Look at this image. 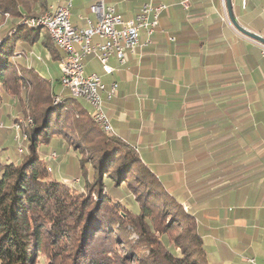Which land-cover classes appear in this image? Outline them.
I'll use <instances>...</instances> for the list:
<instances>
[{
  "label": "crops",
  "instance_id": "crops-1",
  "mask_svg": "<svg viewBox=\"0 0 264 264\" xmlns=\"http://www.w3.org/2000/svg\"><path fill=\"white\" fill-rule=\"evenodd\" d=\"M67 1L47 0V9ZM70 1L74 26L97 19L89 7L100 0ZM102 1L123 19L144 3L167 6L148 44L141 29L138 47L123 63L110 58L113 74H97L118 85L105 102L114 133L137 148L165 188L182 181L185 154L188 166L209 154L205 148L190 155L197 142H236L216 167L207 159L202 164L210 167L203 172L210 193L194 215L208 260L219 252L216 262L264 264V46L232 26L225 0ZM231 3L236 21L264 37V0ZM94 60L86 58L85 69Z\"/></svg>",
  "mask_w": 264,
  "mask_h": 264
},
{
  "label": "trees",
  "instance_id": "trees-1",
  "mask_svg": "<svg viewBox=\"0 0 264 264\" xmlns=\"http://www.w3.org/2000/svg\"><path fill=\"white\" fill-rule=\"evenodd\" d=\"M47 7V0H0V15L30 16ZM16 23L0 27V86L15 92L27 77L34 79L31 107L38 110V117L30 116L33 124L25 129V152L18 153L16 161L0 159V264H224L208 262L193 216L185 214L176 200L155 191L159 180L140 164L131 145L104 132L79 98L68 92L63 105L52 106L56 86L34 68L14 64L13 55L31 51L39 41L51 59L58 61L62 56L40 26L24 28ZM72 108L79 120L70 116ZM70 129L79 132L72 135ZM65 138L78 144L77 149L85 145L92 153L96 177L83 192L49 176L48 162L37 150L39 143L54 140L63 154ZM106 177L116 185L131 180L141 198L137 211L123 216L121 206L108 196L92 198V192L101 194ZM165 218L183 227L172 238L179 250L167 244L169 234L162 238L155 233L156 226L167 227ZM128 224L138 233L135 241L129 238ZM42 256L47 263L41 262Z\"/></svg>",
  "mask_w": 264,
  "mask_h": 264
},
{
  "label": "rangeland",
  "instance_id": "rangeland-1",
  "mask_svg": "<svg viewBox=\"0 0 264 264\" xmlns=\"http://www.w3.org/2000/svg\"><path fill=\"white\" fill-rule=\"evenodd\" d=\"M48 10H50V7L49 9L46 8L43 9L41 12L37 14L30 16L22 15L17 18L15 16L10 15L8 12L2 13L0 15V27L2 28L8 27L10 23L16 20L17 21L16 25L22 24L23 26H25L24 28H28L29 26H32L33 24L36 23V20H33L32 18L42 17L45 15V13ZM32 20L33 22H31ZM36 26H40L42 28L41 30L42 34L47 32V30L42 25L36 24ZM50 40L48 38L44 39V41H46L50 46L49 50L55 54L56 52L55 47L51 43L52 40L51 41ZM40 42L41 41H39L38 44L35 45L31 51H20V53L13 55L12 61L19 68H21L22 66H25L28 69L34 68L39 74L47 78L49 82H52L54 86H56L57 93L51 96V105L54 107H59L64 103L63 101V99L65 98L64 96L69 95L68 93L60 91L61 86L60 84L58 85L56 83L57 82L56 80L59 81L60 79L59 76H61L59 72V63H61V67H62V59L64 53L59 47L56 46L62 52V56L58 61H55L51 59L49 52L45 50L43 46L40 45ZM93 64L94 66L91 69H89L88 67L85 69V74L91 72L100 74L102 72L101 71L102 68L100 64L97 63V61L94 60ZM24 82H25L24 84L22 83V85H19L18 89L15 92H12V90H8L5 87L0 86V124H1L0 159L1 160L16 161V159H18V155H20L18 153L25 152V141L27 139L25 129L31 128L33 124L30 116L38 117V110L35 111L31 107L32 106L31 95L33 92V87H36L37 82L30 77H27V79H25ZM78 100L81 102V104L87 111L91 112V118H92V115L94 114L93 108L83 99H78ZM106 114L108 116L107 112ZM76 115H77L76 109L72 108L70 116L71 117L74 116L73 121L79 120L80 117ZM100 128L103 131L105 130L101 126ZM75 132H79V131H73L70 129V134L75 135ZM104 132L106 133L109 132L108 134H110V130L109 131L105 130ZM111 135L118 137L114 133V131L113 133H111ZM23 136H24V143H23ZM63 140L65 142L63 146L67 147L66 151L63 154H60L58 152L60 150V145L55 143L54 140H52L51 141L52 143L50 144H46V142L39 143V145L37 146V150L40 154H42L44 159L48 162V166L50 170L47 172L49 176L52 175L54 178L67 183L72 188L83 192L85 191V187L88 184V182L93 181L94 178L96 177V171L93 169L94 159L91 157L92 153H90V151L87 149V146L85 147V145L79 146V148L77 149L75 146H77L78 144L77 145L74 144L71 138H65ZM122 141L127 143L124 140ZM197 143L199 144L195 145V148L192 152L190 151V155H192L197 151H201L202 149L205 148H207L209 154L206 155L200 154L199 156H197L198 163H194L193 165L190 166H188L187 163V160H189V156H188L189 153L188 155L185 154L183 157L185 161L184 163H182L183 164L182 167L184 168L183 174L181 173V175H183L182 181L180 183H176L175 181H170L169 184H171L173 188H165L161 182L159 183V181H157L158 183H156L155 191L159 192L166 198L176 200L178 202L179 208L182 209L185 212V214H190L191 216H193L194 222L196 224V232L200 235L199 230L201 229L199 228L200 227L199 224H201V222L198 217L197 218L195 217L194 211L200 212V210L204 207L203 196L210 193V190L207 187V184L205 183L206 180L203 179L204 169L206 170L209 169L210 167H203L202 164H204V162H206L207 160H211V162L208 163L211 164V168H213L215 165L217 166L218 160L222 156L220 154H223L224 150L234 148L235 145L238 146V144L234 141H222L219 139H214L210 141H200ZM17 144H23L24 148H20V149L17 148L18 147ZM131 146L139 156V152L137 148L133 145ZM54 150H56L55 151L56 157L53 159L50 157V154L54 152ZM140 164L142 166H146L141 161V159H140ZM156 178L158 179V177ZM104 182L106 186H104L101 194H98L97 192L91 193L93 199L99 200L104 196H108L112 202L118 203L121 206L120 212L123 216L125 214H130L131 210L137 211L138 202L140 203L141 198H139L137 191L135 189V185L131 183V180L129 181V183H123V185H116L112 180L110 181L106 177L104 179ZM179 185H182V187L179 188ZM205 200L209 202L210 199L208 198ZM156 218L158 219V217ZM148 221L152 223V220H148ZM165 222L167 223V227L156 226L155 228L158 230L157 231L155 230V233L158 237H162V238H165V235L169 234L167 244L175 247L174 246L175 243L174 240H172V238L177 234H179V232H181L183 227L179 229L177 225L175 224L173 225V223L170 221L169 218H165L164 223ZM126 229L128 231L130 239L134 241L138 239V233L133 228L132 225L130 224L126 225ZM160 229H162L163 231L159 232ZM175 248L176 250H179L178 247ZM207 259H208V254H207ZM221 259L222 256L220 255L219 252H217L212 256H209L208 262L209 263L213 261L216 262V261H220ZM40 260L43 263H47L48 259L47 257L42 256Z\"/></svg>",
  "mask_w": 264,
  "mask_h": 264
},
{
  "label": "built area",
  "instance_id": "built-area-1",
  "mask_svg": "<svg viewBox=\"0 0 264 264\" xmlns=\"http://www.w3.org/2000/svg\"><path fill=\"white\" fill-rule=\"evenodd\" d=\"M71 7L69 0L64 4L53 6L50 18L32 19L37 22L39 20L53 21L59 44L65 49L64 64L67 68V77L60 91L83 93L86 102L93 106L94 114L104 117V124L111 134L113 129L106 114L105 102L115 96L117 82L115 80L105 82L95 73L85 74V59L94 58L100 64L104 74H113L114 68L109 64L110 58L114 57L119 63H123L126 54L134 52L138 47L141 29L146 32L147 43L145 44H148L151 35L158 27L159 17L167 6L144 3L133 18L123 19L113 6H105L100 0L89 7L97 19L93 21L85 18V26L81 28L74 26L70 21ZM94 37L99 38V41H95ZM17 145V148H24L23 144ZM50 157L54 159L56 152H52ZM247 262L256 264L254 258H248Z\"/></svg>",
  "mask_w": 264,
  "mask_h": 264
},
{
  "label": "bare ground",
  "instance_id": "bare-ground-1",
  "mask_svg": "<svg viewBox=\"0 0 264 264\" xmlns=\"http://www.w3.org/2000/svg\"><path fill=\"white\" fill-rule=\"evenodd\" d=\"M51 11H53V6L50 7V10H48L45 13L44 16L39 17V19L50 18ZM31 22H33V20ZM35 24L42 25L47 30V33L49 34L51 40L54 42L55 46L59 47L62 50V52L64 53V56H63V59H62L61 76H60V79H59V82H60L59 84H60L61 87H63L64 84H65V78L67 77V68H66V65L64 64V62H65V49H64V47L61 44H59V38L57 36V31H56V28L54 26V23L51 20H39L38 22L36 21ZM68 93L72 97L83 99L86 102V100L83 98V93H79V92H76V91H68ZM90 106L93 108L92 105H90ZM93 110H94V108H93ZM92 118L96 122V124L100 125L103 129L109 131L108 127L104 124V117L97 116V115L93 114Z\"/></svg>",
  "mask_w": 264,
  "mask_h": 264
},
{
  "label": "water",
  "instance_id": "water-1",
  "mask_svg": "<svg viewBox=\"0 0 264 264\" xmlns=\"http://www.w3.org/2000/svg\"><path fill=\"white\" fill-rule=\"evenodd\" d=\"M225 6H226V13L227 17L232 24V26L242 35L247 36L248 38L260 43L264 46V37L261 35L252 32L248 29L243 28L235 19L233 11H232V3L231 0H225Z\"/></svg>",
  "mask_w": 264,
  "mask_h": 264
}]
</instances>
